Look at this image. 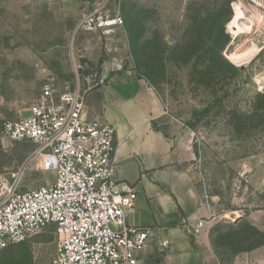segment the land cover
Returning <instances> with one entry per match:
<instances>
[{"label": "rangeland", "instance_id": "1", "mask_svg": "<svg viewBox=\"0 0 264 264\" xmlns=\"http://www.w3.org/2000/svg\"><path fill=\"white\" fill-rule=\"evenodd\" d=\"M231 2L0 0V176L16 191L53 178L28 163L31 142L1 134L47 80L70 88L78 80L86 96L105 70L142 76L162 103L159 127L184 137L215 215L202 233L219 262L264 264V94L253 85L264 50L254 56L251 37L229 35ZM235 10L232 34L242 27ZM107 14L123 20L111 36L80 28ZM54 252L50 227L6 248L0 264H49Z\"/></svg>", "mask_w": 264, "mask_h": 264}, {"label": "built area", "instance_id": "2", "mask_svg": "<svg viewBox=\"0 0 264 264\" xmlns=\"http://www.w3.org/2000/svg\"><path fill=\"white\" fill-rule=\"evenodd\" d=\"M236 5L242 27L232 34ZM231 10L229 35L233 39L240 33L251 37L256 56L264 50V0H232ZM122 24L119 15L107 14L99 15L93 24L84 19L80 28L109 37ZM253 85L264 93V69L254 75ZM85 92L78 80L72 88L47 80L26 115L2 122V136L31 142L34 150L28 163L53 172V178L16 191L14 183L0 176V256L9 246L51 227L55 252L49 264H138L135 251L155 234L154 227L126 223L137 193L127 186L118 189L115 129L98 118L86 117ZM207 223L206 218L180 221L194 237L201 235ZM167 244L166 239L159 242L161 247Z\"/></svg>", "mask_w": 264, "mask_h": 264}, {"label": "crops", "instance_id": "3", "mask_svg": "<svg viewBox=\"0 0 264 264\" xmlns=\"http://www.w3.org/2000/svg\"><path fill=\"white\" fill-rule=\"evenodd\" d=\"M119 73L102 72L84 103L87 118L115 129V183L137 193L126 223L156 228L150 242L135 251L138 264H221L205 233L194 237L180 225L182 218L215 216L196 184L184 137L159 127L163 106L149 82ZM163 239L166 247L159 245Z\"/></svg>", "mask_w": 264, "mask_h": 264}, {"label": "trees", "instance_id": "4", "mask_svg": "<svg viewBox=\"0 0 264 264\" xmlns=\"http://www.w3.org/2000/svg\"><path fill=\"white\" fill-rule=\"evenodd\" d=\"M257 93H260V92H257ZM260 94H264V93H260ZM153 125L156 126V125H155V122H153ZM19 244H21V243H19ZM16 245H17V244H16ZM11 246H13V245H11ZM9 247H10V246H9Z\"/></svg>", "mask_w": 264, "mask_h": 264}]
</instances>
